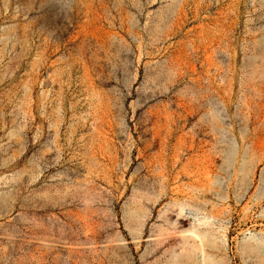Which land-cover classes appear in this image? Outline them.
<instances>
[{
	"label": "rangeland",
	"instance_id": "obj_1",
	"mask_svg": "<svg viewBox=\"0 0 264 264\" xmlns=\"http://www.w3.org/2000/svg\"><path fill=\"white\" fill-rule=\"evenodd\" d=\"M0 264H264V0H0Z\"/></svg>",
	"mask_w": 264,
	"mask_h": 264
}]
</instances>
